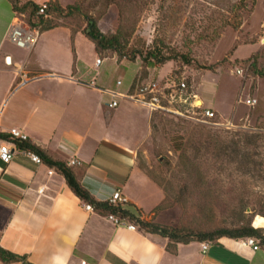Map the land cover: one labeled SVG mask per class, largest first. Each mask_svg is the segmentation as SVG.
I'll list each match as a JSON object with an SVG mask.
<instances>
[{"label": "rangeland", "instance_id": "1", "mask_svg": "<svg viewBox=\"0 0 264 264\" xmlns=\"http://www.w3.org/2000/svg\"><path fill=\"white\" fill-rule=\"evenodd\" d=\"M14 1L29 6L20 14L26 24L32 5L47 4L46 20L58 26L42 49L44 65L65 67L78 55L85 82L119 95L155 83L169 90L183 81L184 97L197 95V105L204 102L215 114L205 119L179 100L152 112V133L138 164L164 193L153 220L194 234L251 222L264 230V78L257 73L264 74V0H249L244 9L242 0ZM88 18L104 35L118 34L120 51L97 55L83 34ZM68 31L80 34L71 40ZM21 50L24 59L29 51ZM153 55L168 61L155 65Z\"/></svg>", "mask_w": 264, "mask_h": 264}, {"label": "crops", "instance_id": "2", "mask_svg": "<svg viewBox=\"0 0 264 264\" xmlns=\"http://www.w3.org/2000/svg\"><path fill=\"white\" fill-rule=\"evenodd\" d=\"M7 1L0 0L2 132L21 130L29 143L57 161L67 163L76 155L81 165L71 168L92 197L110 202L121 190L142 219L157 223L153 218L164 193L138 164V153L152 133V113L127 100L128 93L85 82V65L78 55L65 67L44 65L42 49L54 31L40 33L23 59L21 48L9 39L17 13L10 2L8 12ZM79 34L67 35L72 40ZM33 56L35 64L29 65ZM8 57L11 64L5 62ZM112 94L119 95L116 109L108 106ZM63 142L74 147L72 153L64 150ZM85 205L61 174L25 153L17 151L9 163L0 159V247L32 264H264V250L243 248L241 240L230 238L208 243L207 252L203 243L192 242L171 253L168 239L116 227Z\"/></svg>", "mask_w": 264, "mask_h": 264}, {"label": "trees", "instance_id": "3", "mask_svg": "<svg viewBox=\"0 0 264 264\" xmlns=\"http://www.w3.org/2000/svg\"><path fill=\"white\" fill-rule=\"evenodd\" d=\"M249 0H242L240 7L244 9L246 7L245 2ZM12 5V9L14 13L24 14L28 12L29 6L27 4L23 6H19L14 0H9ZM39 6L32 5V10L30 12V18L28 20V26L31 29L41 28V34L56 30L58 26H55L49 20H46L49 17L50 10H47L44 15H38ZM53 11L55 13H62L63 9L59 4H53ZM78 33H73L76 35ZM86 38L92 41L95 45L97 55L103 54L105 51H120V38L118 34L113 36L104 35L98 28L96 21L93 18H88V26L84 30L83 33ZM152 59L156 60L155 65L165 64L168 60L166 58H157V56L153 55ZM185 63L190 64V60L186 58ZM256 67V64H255ZM259 76L264 78V74L262 72H257ZM195 120L194 118H192ZM196 122L202 123L199 119H196ZM217 124H212V126ZM263 135V134H262ZM19 148L24 151H32L38 156L41 157L44 164L49 168L56 170L59 174H61L69 188L72 192L77 196V198L85 203L92 205L94 211L100 215L108 216L114 215L120 219H128L131 223H134L141 232L149 234V235H158L164 239H168L169 246L168 249L171 253H175L178 245L180 244H189L192 242L199 243H214L217 242L221 238H230L233 240H244L247 238H254L260 248L264 250V230L260 228H256L251 223H246L242 227L237 229H221L214 232L209 233H192L187 230H179L173 229L167 226L160 225L153 221H148L142 219L141 211H139L135 206L127 205L125 208L122 206H114L110 202H99L94 197L90 195V193L81 185L78 181L75 172L72 168L67 166V163L62 161H57L51 158L44 150L32 145L29 142L24 144H20ZM140 167V166H139ZM143 171V169L140 167ZM144 172V171H143ZM145 173V172H144ZM149 178L150 176L145 173ZM151 179V178H150ZM158 184V183H157ZM159 185V184H158ZM160 186V185H159ZM264 217V214L261 215ZM0 261L11 264V263H22V264H32L28 261L26 256H19L12 252H9L0 247Z\"/></svg>", "mask_w": 264, "mask_h": 264}, {"label": "built area", "instance_id": "4", "mask_svg": "<svg viewBox=\"0 0 264 264\" xmlns=\"http://www.w3.org/2000/svg\"><path fill=\"white\" fill-rule=\"evenodd\" d=\"M48 10V5L43 4L40 7L39 15H44L46 11ZM23 15L16 14L14 18V22L10 31L9 39L10 42L21 49H32L38 42L40 32L37 30H32L22 19ZM264 40V39H263ZM6 64H11V58L8 57L5 60ZM102 65V60L97 59L96 66L99 67ZM121 82L119 81L117 83V86H121ZM169 90H166V88H158V84H151L147 87H142L138 89L135 93H128L124 97L127 100L135 101L142 106L149 109V111L156 112V111H164L167 110L169 107L173 104L179 103L178 100L181 103L188 104L192 109L194 110H200V115L205 119H212L215 114L210 109H204L203 106H198L197 101L199 100V97L195 94H189V97H184V93L188 91V87L186 82L181 81L178 85L174 84V86H168ZM176 89V90H175ZM113 100L109 103L110 109H116L119 107L118 97L117 94H112ZM179 97H178V96ZM191 99L193 101H191ZM247 105L254 106L256 103V100L249 99L247 100ZM198 112V111H195ZM262 134L264 135V130H262ZM4 135H9V139H4ZM26 142H29V136L22 132L19 129H12L9 133L5 134L2 132L0 128V159L4 163L11 162L17 151H21L25 153L34 163L38 165L44 164L43 160L40 156L35 154L32 151H24L19 148L20 144H24ZM63 148L64 150L69 151L72 153L74 147L71 146L67 142H63ZM81 161L77 158L76 155H71L70 160L67 162L68 167H76L80 166ZM49 174H53V171L50 170ZM110 203L114 206H122L126 207L128 205V199L123 194L121 190H117L113 197L110 200ZM85 208L88 212H93L94 209L92 205L86 204ZM113 225L116 227H124L131 231H137L138 227L131 223L128 219H120L118 217H115L114 215H108L106 217ZM241 246L243 248L247 249H253L254 251L261 250L258 242L254 238H247L240 241ZM203 251L207 252L210 245L208 243L202 244Z\"/></svg>", "mask_w": 264, "mask_h": 264}, {"label": "bare ground", "instance_id": "5", "mask_svg": "<svg viewBox=\"0 0 264 264\" xmlns=\"http://www.w3.org/2000/svg\"><path fill=\"white\" fill-rule=\"evenodd\" d=\"M199 105H202V103H199Z\"/></svg>", "mask_w": 264, "mask_h": 264}]
</instances>
